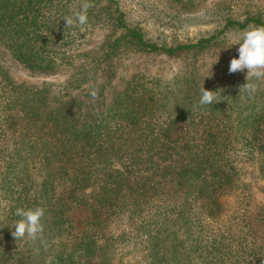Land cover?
<instances>
[{"label": "trees", "instance_id": "obj_1", "mask_svg": "<svg viewBox=\"0 0 264 264\" xmlns=\"http://www.w3.org/2000/svg\"><path fill=\"white\" fill-rule=\"evenodd\" d=\"M54 1L0 0V45L4 49L0 56L6 54L29 70L45 71L55 65L66 15ZM116 12L114 22L121 33L107 43L99 58L120 42H130L141 51L172 54L200 48L226 30L264 25L258 14L241 19L225 16L215 33L195 42L165 46L146 40ZM46 90L49 98L39 94ZM60 93L52 83L27 90L8 76H0V113L4 114L0 118V161L9 157L6 143L11 139L15 148L10 153L18 150L16 161H24L20 149L36 152L43 170L40 194L45 214L51 216L64 255H59L61 260L57 257L59 263L66 259L68 264H110L107 228L113 217L122 215L143 223L149 241L157 247L163 241L164 252L161 247L157 252L166 264H187L195 256L200 264H236L225 248L230 239L209 229L202 218L213 220L221 212L219 198L236 185L237 162L242 157L256 156L259 168H264V115L237 114L233 121L245 125L232 130L221 124L226 121L223 110L220 114L205 110V116L196 118L191 117L196 114L193 110L173 105L158 114L154 95L146 92L125 91L126 103L114 97L99 109L90 97L79 100ZM258 122L263 125L253 124ZM30 126L40 130L38 145L23 141V132ZM233 135L242 142L244 154L236 153L230 144ZM259 212L237 218L244 235L240 240L251 250L245 254L246 264H264V212ZM167 223L177 227H167L168 232ZM257 239L260 247L254 251L252 243Z\"/></svg>", "mask_w": 264, "mask_h": 264}, {"label": "rangeland", "instance_id": "obj_2", "mask_svg": "<svg viewBox=\"0 0 264 264\" xmlns=\"http://www.w3.org/2000/svg\"><path fill=\"white\" fill-rule=\"evenodd\" d=\"M81 2L82 0L54 1L55 7L60 8L65 15H71L73 10H78ZM91 2L94 6L88 10V23L78 27L66 26L59 36L56 44L59 53L53 59L55 65L45 71L29 70L10 56L1 54L0 65L3 72H0V76H8L12 82L27 90L39 89L46 82L52 83L54 89L70 93V96L74 95L79 100L90 97V100L98 103V109L109 105L114 97L118 98L117 102L126 103L125 91L129 94L146 92L147 95H154V104L157 106L155 110L158 114H164L162 108L170 109L173 105H184V110H193L192 113L196 114L189 115L196 118L198 115L205 116V110H213L211 113L215 114H220L223 110L226 121L221 124L235 130L243 129L241 126L245 125L243 122L233 121L235 115H264V81L256 82L258 90L250 95L243 88L246 83V70L236 73L228 71L230 60L238 57L239 45L228 46L239 39L244 31L249 30L247 28L226 30L200 48L178 50L172 54L141 51L130 42H120L116 49L113 48L108 55L99 58L107 43L115 40L121 33V29L117 28L114 22V18L119 14L117 10L121 12L124 22L129 26H136L146 40L159 45L174 46L178 43L195 42L200 37L215 33L223 24L225 16L241 19L246 14H258L264 20V0ZM93 59L98 61L94 62ZM81 69L84 70L82 75L78 73ZM78 75V80L67 84L71 78ZM168 77L173 79L168 81ZM202 83L205 89L217 91L219 102L197 107ZM92 91L96 92L95 96L91 95ZM48 92L49 90H46L39 94L49 98ZM2 116L4 114L0 113V118ZM261 123L253 124L261 126ZM35 129L32 126L26 129L23 132V141L28 140V143L38 145L40 130ZM6 144L10 158L5 159L4 155L1 159L5 160L0 161V264H62V261L59 263L57 259L58 257L61 260L59 255H62V252L58 246L59 237L55 235L51 216L45 214L43 220L44 244L40 240L34 243L26 239L16 241L11 234L14 227L9 226L19 219L14 214L17 207L25 208L30 202L28 208L46 207L40 194L43 170L36 152L20 149L19 152L25 156L24 161L18 162V157H15L18 150L10 153L15 148L13 139L8 140ZM230 144H234L236 153L244 154L241 151L242 142L236 141L235 136ZM258 164L259 158L256 156L242 157L237 162L236 185L232 191L219 198L222 203L221 212L213 220L202 218L209 229L223 233L230 239L225 248L236 264L248 263L245 254L251 251L246 249L243 243L245 241L240 240L244 235L239 232L238 216L247 217L251 212L260 213V210L264 212V168H259ZM137 220L131 222L122 215H117L109 222L106 233L111 245L108 249L109 263L166 264L157 252L160 247L164 252L163 241L158 247L156 242H150L146 227ZM49 223L51 225L47 227ZM167 227L175 228L177 225L167 223L165 228ZM182 231L184 230L180 229L181 235ZM259 242L257 239L252 243V250L259 249ZM67 249L66 245L63 251L67 252ZM63 260L65 264L66 259ZM187 264L200 263L195 256Z\"/></svg>", "mask_w": 264, "mask_h": 264}, {"label": "clouds", "instance_id": "obj_3", "mask_svg": "<svg viewBox=\"0 0 264 264\" xmlns=\"http://www.w3.org/2000/svg\"><path fill=\"white\" fill-rule=\"evenodd\" d=\"M93 6L91 0H82L78 10H73L71 15L62 17L65 21V26L78 27L86 25L88 23V10ZM44 35L47 34L44 33ZM234 44L239 45L238 57H233L230 60L228 71L229 73H236L245 72L246 70V83L243 84V88L250 95L255 94L258 90V84L256 82L264 81V25H258L244 31L240 38L234 40L228 47ZM172 79V77H168V81ZM200 93L197 107H204L220 101L217 91L205 89L203 83ZM91 95L95 96L96 92L92 91ZM45 213L46 209L42 206H36L34 208L17 207L14 214L19 219L12 225H8L9 227H14V231L11 234L15 240L26 239L33 243L40 240L44 244L43 233L45 224L43 220Z\"/></svg>", "mask_w": 264, "mask_h": 264}]
</instances>
